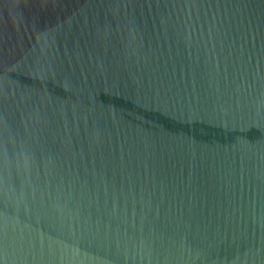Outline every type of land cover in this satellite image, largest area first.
Masks as SVG:
<instances>
[{
	"label": "water",
	"instance_id": "water-1",
	"mask_svg": "<svg viewBox=\"0 0 264 264\" xmlns=\"http://www.w3.org/2000/svg\"><path fill=\"white\" fill-rule=\"evenodd\" d=\"M0 264H264V0H0Z\"/></svg>",
	"mask_w": 264,
	"mask_h": 264
}]
</instances>
